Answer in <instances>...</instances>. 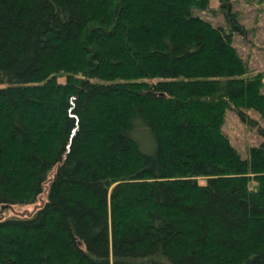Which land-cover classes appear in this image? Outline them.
<instances>
[{"label":"trees","instance_id":"16d2710c","mask_svg":"<svg viewBox=\"0 0 264 264\" xmlns=\"http://www.w3.org/2000/svg\"><path fill=\"white\" fill-rule=\"evenodd\" d=\"M245 31L233 0H0V208L49 179L0 264H264V142L222 129L264 121Z\"/></svg>","mask_w":264,"mask_h":264},{"label":"rangeland","instance_id":"374dc122","mask_svg":"<svg viewBox=\"0 0 264 264\" xmlns=\"http://www.w3.org/2000/svg\"><path fill=\"white\" fill-rule=\"evenodd\" d=\"M234 10L238 12L240 22L246 28L245 33L235 34V44L245 60L249 63L251 72L262 70L264 72V0H233ZM218 2H212L209 9L201 10L193 8L195 15H201L215 24H226L223 13L217 9ZM217 9V10H215ZM256 121L255 124L248 123L232 108H228L222 129L230 138L232 144L240 154L247 158L249 149L254 145L264 142V137L259 133L258 126L264 121L256 110H246ZM55 172L53 169L50 173ZM51 178V176H49ZM49 179L45 182L44 192L33 203H15L0 208V216L24 217L32 215L47 198Z\"/></svg>","mask_w":264,"mask_h":264}]
</instances>
